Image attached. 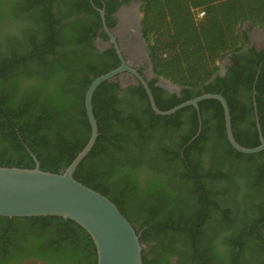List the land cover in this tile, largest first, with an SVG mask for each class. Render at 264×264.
<instances>
[{
	"label": "trees",
	"instance_id": "obj_1",
	"mask_svg": "<svg viewBox=\"0 0 264 264\" xmlns=\"http://www.w3.org/2000/svg\"><path fill=\"white\" fill-rule=\"evenodd\" d=\"M124 2L0 0V167L63 172L89 142L86 94L117 67L96 44ZM156 105L170 110L203 94L227 100L236 141L264 137V48H248L227 78L225 57L264 27V0H141ZM204 13V15H200ZM165 78L181 89L157 85ZM256 103V105H255ZM99 135L74 178L109 198L133 225L143 264H264V150L231 144L214 98L157 114L143 85L113 81L92 98ZM257 109V112H256ZM30 260V261H29ZM98 264L91 235L60 216H0V264Z\"/></svg>",
	"mask_w": 264,
	"mask_h": 264
},
{
	"label": "water",
	"instance_id": "obj_2",
	"mask_svg": "<svg viewBox=\"0 0 264 264\" xmlns=\"http://www.w3.org/2000/svg\"><path fill=\"white\" fill-rule=\"evenodd\" d=\"M138 5L141 10V0H139ZM99 11L104 30L111 36L123 65L97 77L87 91L86 110L92 128L89 142L61 173L41 170L35 155H33L37 162L35 168L0 167V216L10 218L60 216L74 220L91 235L98 253V264H143V245L133 225L109 198L74 178L76 169L92 150L99 135V127L92 104L93 94L98 86L105 81L119 82L118 75L123 70H128L142 81L149 95L152 108L159 115H170L189 105H193L199 110L200 101L214 98L223 105L228 138L235 149L247 154L260 152L264 150V137L259 117H257L261 144L254 148L240 145L233 134L229 104L221 94L206 93L183 102L170 110L163 111L159 109L147 82L135 69L126 65L123 56L125 48L118 44L117 38L112 33L113 29L108 27L105 10L99 9ZM138 15H141V11L138 12ZM142 29L140 16L137 32H129L130 35L138 38L139 42L144 45L147 62L150 66L149 76L153 77L152 61ZM129 40L131 39L129 38ZM133 81L138 84L136 80L133 79ZM159 83L178 95L181 92L178 86L165 78H161Z\"/></svg>",
	"mask_w": 264,
	"mask_h": 264
},
{
	"label": "flooded vegetation",
	"instance_id": "obj_3",
	"mask_svg": "<svg viewBox=\"0 0 264 264\" xmlns=\"http://www.w3.org/2000/svg\"><path fill=\"white\" fill-rule=\"evenodd\" d=\"M101 1L107 4V2L110 0H101ZM124 1L125 0H118V2H124ZM134 3H137V1L136 0L135 1L126 0L125 3H122L114 13H111L109 15L111 26H109L108 24L107 25L110 29H113L112 33L117 38L118 44L122 46L123 48H125L123 56L126 61V65L135 69L148 84L149 81H151L154 78V75L153 77L149 76L150 66L147 62V57L145 54L146 49L144 48V45L139 42L138 38H135L134 36L130 35V32H134V33L137 32L138 20L140 19V16L138 15L137 6L134 5ZM103 10H105V13H106L105 6ZM106 21H107V18H106ZM252 27H254V29L249 27V29L247 30L248 35H249V43L246 44L245 48L240 53H232L228 55L229 62L227 63L226 68L221 67L219 71L218 77L220 79L227 80V78L229 77V75L231 74V72L233 71L235 67L234 61L238 57H240L242 54H247L248 48L256 47L260 50L264 48V27H255L253 25ZM255 28L260 29L259 33H256ZM259 29H256V30H259ZM101 34L105 36L103 45H102L103 47H100L98 44V40ZM129 38L131 40H129ZM96 44L102 50L108 49L111 47L115 48V44L113 43L111 36L104 30V25L98 32ZM138 44L141 46V53H140L141 57L137 56L138 51L136 47H138ZM122 65L123 63H122V60L120 59V62L117 63V67L115 69L120 68ZM118 79H119V82H116V83L120 85L121 89L128 88L129 91H134L140 85H143L142 81L135 74L129 72L128 70H123L122 73L118 75ZM133 79L136 80L138 84H136V82H134ZM159 82H157V85L161 86ZM163 88H166V87H163ZM28 264H31V263L29 262ZM37 264H41V263L38 262Z\"/></svg>",
	"mask_w": 264,
	"mask_h": 264
},
{
	"label": "rangeland",
	"instance_id": "obj_4",
	"mask_svg": "<svg viewBox=\"0 0 264 264\" xmlns=\"http://www.w3.org/2000/svg\"><path fill=\"white\" fill-rule=\"evenodd\" d=\"M133 1H135V0H133ZM136 1H137V3H134V5L137 6V10H138V12H140V11H141V10H140V6L138 5L139 0H136ZM139 14H140V13H139ZM139 16H141V15H139ZM249 27H251L252 29H254V27H252V24H251V23H246V24L243 26V29H244V30H248ZM255 31H256V33H259L260 29H259V30H256V29H255ZM104 37H105V36H104L103 34H101L100 37H99L98 44H99L100 47H103L102 45H103ZM228 59H229L228 56L224 58V60H223V64H222V67H223V68H226L227 63L229 62Z\"/></svg>",
	"mask_w": 264,
	"mask_h": 264
},
{
	"label": "bare ground",
	"instance_id": "obj_5",
	"mask_svg": "<svg viewBox=\"0 0 264 264\" xmlns=\"http://www.w3.org/2000/svg\"><path fill=\"white\" fill-rule=\"evenodd\" d=\"M136 49H137L138 54H139V55L137 54V56H140V53H141V46L138 44V47H137ZM137 51H136V52H137ZM140 57H141V56H140Z\"/></svg>",
	"mask_w": 264,
	"mask_h": 264
},
{
	"label": "built area",
	"instance_id": "obj_6",
	"mask_svg": "<svg viewBox=\"0 0 264 264\" xmlns=\"http://www.w3.org/2000/svg\"><path fill=\"white\" fill-rule=\"evenodd\" d=\"M200 15L202 16V15H204V13H201Z\"/></svg>",
	"mask_w": 264,
	"mask_h": 264
}]
</instances>
